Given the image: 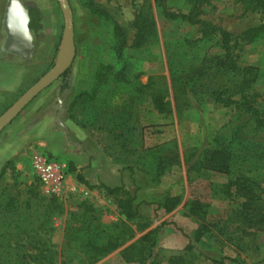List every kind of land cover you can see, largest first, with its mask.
Here are the masks:
<instances>
[{
	"label": "rangeland",
	"instance_id": "1",
	"mask_svg": "<svg viewBox=\"0 0 264 264\" xmlns=\"http://www.w3.org/2000/svg\"><path fill=\"white\" fill-rule=\"evenodd\" d=\"M23 1L44 8L41 28L33 32L36 47L30 58L4 53L1 46L6 35L2 18L7 0H0V115L54 66L65 48L62 44L64 16L58 0ZM160 2L70 0L76 57L67 79L69 87L62 90L64 77L59 78L0 133V173L8 162L15 167V170L9 167L0 178L1 264L25 262L27 258L17 256L24 250L37 256L30 264L44 263V255L54 256L57 264L65 257L71 264H76L78 252L72 250L75 248L72 245L76 244L72 243L68 249L65 234L71 215L85 212L83 204L94 208V220L102 224L118 221L117 205L100 187L101 182L94 183L95 172H84V161L78 167L67 155L74 146L84 156L85 142H89L87 145L96 158L105 163L113 162L121 170V185L124 184L131 193H137V197L143 194L141 196L148 200L144 199L142 206L147 208L144 218L149 220L150 227L136 237L152 228L151 218L162 225L160 236L173 229L179 230V223L172 225L170 217L162 220V215L155 209L166 196L177 194L185 201L186 211L193 201L205 204L203 215L190 220L191 224L195 222L196 228L186 227L189 240L196 229L203 228L204 237L197 245L202 252L211 258H238L241 264H264V230L249 229L239 215L246 198L226 193V184L239 173H206L205 177H197L196 171L188 172L185 161L194 147L203 149L218 137L231 138L233 129L247 118L241 107H226L214 101L207 92L208 80H202L197 74L207 54L220 52L215 41L199 40L202 25L210 23L233 33L238 42L239 63L255 66L259 71L257 82L244 96L262 108L264 35L250 43L244 40L245 31L264 23L261 14L246 11L237 0H211L199 17L201 22L190 24L168 20L163 14L164 8L187 12L189 6L184 0ZM139 12L148 18L149 35L144 45L132 48L136 32L134 20ZM114 22L119 23L127 34V44L121 54L113 48ZM98 75H101L99 79ZM156 95H162L170 102L171 117L159 115L154 110ZM241 96L243 94H238L235 98ZM64 120L75 124L82 135L73 133ZM157 124L163 128V133L154 132ZM84 132L89 133L86 141ZM263 136L260 133L255 141H261ZM50 146H57L58 153ZM36 151H45L63 165L66 178L59 193L48 191L38 180L31 163V156ZM175 154L176 164L169 165L164 161ZM258 164L257 169L247 174L256 180L260 202L264 204V161ZM79 175L89 182V186L80 181ZM145 182L146 187L140 185ZM159 182L168 187L159 189ZM16 183L20 189L37 185L40 196L45 199L56 196L63 211L52 214L47 220L44 215L47 200L40 199L33 200L28 208L20 204L13 212L4 211L5 200L16 193ZM231 191L235 193V187ZM92 224L85 222L84 231ZM36 235L37 239L33 241L30 236ZM38 240L48 242L52 250H57L56 255L43 253L42 256L40 250L34 249V246H40ZM116 251L96 264H102ZM183 252L161 250L158 244L155 256L161 264H170L171 256ZM187 258L188 264H215L205 257L188 255ZM117 262L112 259L107 264Z\"/></svg>",
	"mask_w": 264,
	"mask_h": 264
},
{
	"label": "trees",
	"instance_id": "2",
	"mask_svg": "<svg viewBox=\"0 0 264 264\" xmlns=\"http://www.w3.org/2000/svg\"><path fill=\"white\" fill-rule=\"evenodd\" d=\"M158 1L160 2V0ZM184 1L189 6L187 12H175L164 8V16L168 20L186 21L190 24L200 23L201 20L199 17L203 14L205 7L211 4V0ZM237 1L243 4L246 11L259 12L264 22V0ZM91 4L95 6L93 2ZM30 17V27L33 32L38 31L41 28L40 21L42 16L40 11L37 8L30 7ZM134 27L136 32L131 47L139 48L147 42L149 35L148 18L142 12L136 15ZM260 35H264V23L245 31L244 40L250 43L260 37ZM199 40H213L220 50L219 53L207 54L197 73L202 80H208L206 86L208 94L214 101L226 107L232 105L241 107L244 113L247 114V118L242 124L233 129L231 138L218 137L203 149L194 147L191 153L187 154L185 158L186 164L188 165V172L196 171L197 177H205L204 174L206 173L219 175L239 173L236 178H232L226 184V193L228 195H241L246 198L239 215L248 225L249 229L263 231L264 204L260 202V194L256 180L248 176L247 173L257 169L256 167H258L259 161H264V136L261 137V141H255V138L260 133L264 134V107H257L254 102H251L244 96V93L257 82L259 78L258 68L255 66H244L239 63L240 54L237 51L238 42L235 41L233 33L226 28L204 23L201 28V37ZM126 44V31L119 23L114 22L113 48L121 54ZM69 74L70 69L62 75L64 77L62 90L69 87L67 80ZM100 77L101 75L97 76L98 79ZM238 94H243V96L240 99H236L235 96ZM153 101V108L159 115L171 117L172 110L170 102L166 101L162 95L154 96ZM151 114H154L153 110ZM155 123L153 122V124ZM154 132L161 134L163 133V128L157 124ZM176 157L177 154L164 161L169 165H174L176 164ZM11 164V162H8L3 168L0 173V178L9 167L15 170V167ZM79 179L81 182L87 185L89 184L82 175H79ZM15 185L16 193L5 200L3 205L4 211L13 212L20 204H24L28 208L35 199L47 200V208L44 212L47 220L52 214L63 211L62 205L58 202L57 197L53 196L49 199L41 197L37 185L32 184L24 189H20L17 183ZM100 187L105 190L107 196L113 198L114 203L117 205L120 218L117 222L108 225L102 224L94 220V208L92 206L84 207V204L83 208L85 212L81 215H71L70 224L66 229L65 240L68 249H71L69 246L72 243L76 244V246L72 245V247H75L72 250L78 252L76 264H96L108 254L135 238L139 232H144L150 227L149 220L141 216L139 205L136 204L137 193H131L124 184L111 187L101 183ZM232 187H235V193L231 191ZM180 202L181 197L179 195H168L157 204L166 212H172L178 207ZM204 207V203L193 201L188 206L187 212L194 218H200L203 215L202 209ZM83 218L84 220L87 219L90 225L93 222L92 226L87 228L86 231H84V224L87 221L84 222ZM161 229L162 225L145 232L139 239L122 251L123 258L127 261H138L142 264H161V260L158 259V256H155ZM1 236H4V234H1ZM30 237L33 241L37 239V235ZM203 237V228L196 229L190 237L183 254L171 256L168 262L170 264H188L187 256L194 255L195 258L205 257L212 259L215 264H241L238 258H211L207 256L197 246L201 243ZM38 244L42 247L34 246V249L40 250L42 256L43 253H48L49 255L54 253L56 255L57 250H52V246L48 245V242L38 240ZM17 256L18 258L20 256L21 259H27L25 262L20 260L14 264H30L29 262H33L37 258L35 254L27 250H24L23 254H18ZM47 256L44 255L42 257L46 261L44 263L40 262L41 264H57L54 256ZM60 264H71V262L65 257Z\"/></svg>",
	"mask_w": 264,
	"mask_h": 264
},
{
	"label": "water",
	"instance_id": "3",
	"mask_svg": "<svg viewBox=\"0 0 264 264\" xmlns=\"http://www.w3.org/2000/svg\"><path fill=\"white\" fill-rule=\"evenodd\" d=\"M64 16L62 44L65 48L54 66L35 84L24 92L4 113L0 115V133L46 88L57 81L72 67L76 57L75 25L70 0H58ZM18 5V7H17ZM29 7L22 0H7L2 18L6 38L1 46L3 52L31 57L36 47L30 27Z\"/></svg>",
	"mask_w": 264,
	"mask_h": 264
},
{
	"label": "crops",
	"instance_id": "4",
	"mask_svg": "<svg viewBox=\"0 0 264 264\" xmlns=\"http://www.w3.org/2000/svg\"><path fill=\"white\" fill-rule=\"evenodd\" d=\"M27 6L29 8L30 7L37 8L40 11L41 16L43 15L44 8L41 5L34 3V4H27ZM6 54H10V53H6ZM10 55L17 56L14 54H10ZM17 57H20V56H17ZM60 119L62 120V118ZM64 123L67 125L69 129H71V131H73V133L75 134L77 133L80 136L82 135L78 127L75 126V124L65 122V120H64ZM88 134H89L88 132H84V141L88 139L89 137ZM87 144L89 145V142L88 143L85 142L86 149L84 150V156L82 155V153L79 152L77 147H74V146L71 147L69 152H67V155H69L71 161H73L78 167H80V165L84 161V172L91 171V172H95L96 174V177L93 179V181H96L94 183L101 182L111 187L121 185V181H122L121 170L113 162L105 163L100 158H96L94 153L91 151V149L88 147ZM56 147L57 146H50V149L58 153L57 151H59V149ZM42 153H45V151H42ZM148 183H150V181H148ZM157 184H158L157 187L159 189H165V187H168V186H164L165 184H163L162 182H159ZM140 185L143 187H146L147 182L141 183ZM141 195L143 194H140L137 197L136 204L139 205L141 216L145 217L147 216L146 214L148 212H147V208L142 206L143 204L142 201H144L145 198H143V196ZM174 195H177V194H174ZM184 203L185 201L181 200L176 210L174 209L172 212H166L163 208L159 207L158 204L155 205L156 211L162 215L161 216L162 220L164 218L167 219L170 217L173 221L172 225H175L174 223L176 224L179 223L178 224L179 230L173 229V230L168 231L167 234L159 236L158 244L161 250L168 249V250H174V251H183L189 242L188 236L190 235V233H187L186 227H189L192 229L196 228L195 222H193L192 224L190 223V220L194 219V217L190 216L188 212L184 209ZM151 220H152V228H150V230L161 225L160 222L157 221V219L151 218ZM191 225H194V226H191ZM139 237H141V235H139ZM139 237H136L134 241H136ZM134 241L131 240L129 243H126V245L124 244L125 247L121 248L122 247L121 246L120 247L121 249L118 248L117 251L115 250L116 252L110 255L108 258H106L102 264H107L111 262L112 259L114 260L117 259L118 261L117 264H140L138 261H127L122 256V251Z\"/></svg>",
	"mask_w": 264,
	"mask_h": 264
},
{
	"label": "built area",
	"instance_id": "5",
	"mask_svg": "<svg viewBox=\"0 0 264 264\" xmlns=\"http://www.w3.org/2000/svg\"><path fill=\"white\" fill-rule=\"evenodd\" d=\"M31 163L38 180L47 187L48 191L59 193L66 178L63 165L39 151L32 154Z\"/></svg>",
	"mask_w": 264,
	"mask_h": 264
},
{
	"label": "flooded vegetation",
	"instance_id": "6",
	"mask_svg": "<svg viewBox=\"0 0 264 264\" xmlns=\"http://www.w3.org/2000/svg\"><path fill=\"white\" fill-rule=\"evenodd\" d=\"M29 12H30V8H29Z\"/></svg>",
	"mask_w": 264,
	"mask_h": 264
},
{
	"label": "clouds",
	"instance_id": "7",
	"mask_svg": "<svg viewBox=\"0 0 264 264\" xmlns=\"http://www.w3.org/2000/svg\"><path fill=\"white\" fill-rule=\"evenodd\" d=\"M17 7H18V5H17Z\"/></svg>",
	"mask_w": 264,
	"mask_h": 264
}]
</instances>
